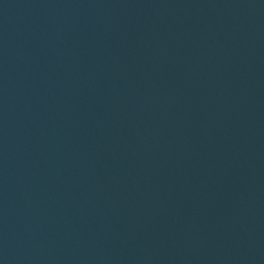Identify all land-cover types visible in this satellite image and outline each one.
Returning <instances> with one entry per match:
<instances>
[{"label":"water","instance_id":"obj_1","mask_svg":"<svg viewBox=\"0 0 264 264\" xmlns=\"http://www.w3.org/2000/svg\"><path fill=\"white\" fill-rule=\"evenodd\" d=\"M0 264H264V0H0Z\"/></svg>","mask_w":264,"mask_h":264}]
</instances>
